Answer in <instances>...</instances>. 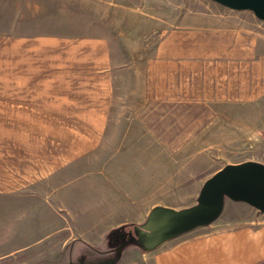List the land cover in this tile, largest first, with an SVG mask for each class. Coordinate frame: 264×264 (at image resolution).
I'll use <instances>...</instances> for the list:
<instances>
[{"label":"crops","instance_id":"0c3cea01","mask_svg":"<svg viewBox=\"0 0 264 264\" xmlns=\"http://www.w3.org/2000/svg\"><path fill=\"white\" fill-rule=\"evenodd\" d=\"M13 5L16 16L8 14ZM164 8L152 27V51L136 57L139 109L149 110L150 117L157 114L151 110L166 109L168 120L191 108L198 112L197 123L208 117L209 125L237 124V117L264 102V22L208 0L167 2ZM45 11L44 0H0V197L12 209L6 216L12 236H42L46 219L86 229L97 225L87 204L90 197L76 201L84 210L80 218L69 197L75 175L71 166L94 143L88 148L59 143L46 154L44 125H86L98 132L106 124L92 109L108 118L110 87L99 101L88 94L79 102L77 96L78 86L86 87L91 77H109L110 41L91 33L84 40L59 35L53 20L46 24ZM92 51L106 57L78 64ZM84 107L88 112L77 116ZM45 182L53 184L59 212L44 213ZM58 189L64 190L62 196ZM147 257L143 260L149 264H264V213L226 199L214 222L165 241Z\"/></svg>","mask_w":264,"mask_h":264},{"label":"rangeland","instance_id":"374dc122","mask_svg":"<svg viewBox=\"0 0 264 264\" xmlns=\"http://www.w3.org/2000/svg\"><path fill=\"white\" fill-rule=\"evenodd\" d=\"M44 2L46 24L53 20L55 33L75 35L79 40L91 33L110 41L109 77H91L86 87L78 86L77 96L79 102L88 94L99 101L101 92L110 87L108 118L92 109L93 116L103 117L106 124L98 132L86 125H44L46 154L50 153L47 148L57 149L59 143L87 148L95 144L90 153L72 164L75 175L68 196L78 218L84 210L76 201L90 197L87 204H91V217L97 225L86 229L80 223L65 225L46 219L44 235L12 236L11 222L6 218L12 209L0 197V264H149L148 259L143 260L149 251L138 243L135 229L144 224L152 208L190 207L196 203L204 181L224 166L264 163V102L243 118L237 117V124L232 120L209 125L208 117L204 124L197 123L198 112L191 108L178 113L176 119L166 120V109L151 110L157 114L150 117L149 110L139 109L136 103V57L146 58L152 51V27L163 18L164 4L181 0ZM8 7L10 16L16 13V5ZM75 7L76 12H72ZM104 57L106 54L92 51L81 56L78 64L89 58L100 62ZM77 111V116H84L88 109ZM217 116L219 121L220 114ZM242 125L246 131L239 133ZM51 185L45 182V214L59 212ZM63 191L58 189L57 194L62 196Z\"/></svg>","mask_w":264,"mask_h":264},{"label":"water","instance_id":"95a60500","mask_svg":"<svg viewBox=\"0 0 264 264\" xmlns=\"http://www.w3.org/2000/svg\"><path fill=\"white\" fill-rule=\"evenodd\" d=\"M234 11H248L264 22V0H208ZM226 199L243 202L264 213V164H229L204 181L196 203L175 210L157 206L151 209L143 225L136 227L139 244L148 251L161 243L214 222Z\"/></svg>","mask_w":264,"mask_h":264}]
</instances>
